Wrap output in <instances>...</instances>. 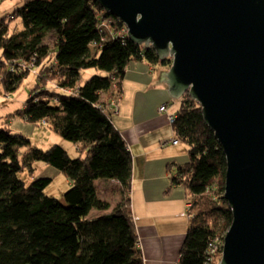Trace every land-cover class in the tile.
I'll return each instance as SVG.
<instances>
[{"label":"trees","instance_id":"obj_1","mask_svg":"<svg viewBox=\"0 0 264 264\" xmlns=\"http://www.w3.org/2000/svg\"><path fill=\"white\" fill-rule=\"evenodd\" d=\"M113 17L97 0H25L0 18L5 90L15 92L31 66L37 68L36 87L16 116L46 123L82 154L73 159L58 145L38 149L23 134L0 127V264H145L131 206L133 156L113 124L111 107L122 96L131 64L146 61L170 70L172 58L161 60L153 48L134 44L127 34L112 38L109 31L101 32L102 18L112 28L124 27ZM14 20L21 31L12 27ZM51 33L53 46L45 41ZM92 69L104 75L79 84L82 71ZM181 102L173 129L176 140L188 144L189 161L172 182L184 188L191 208L179 264H206L210 245L217 239L223 244L233 222L224 198L227 159L200 104L188 94ZM40 161L70 180L65 205L45 195L52 179L34 178L27 186L19 177L24 172L33 177ZM98 180L120 185L115 208L98 196ZM93 211L103 214L90 218ZM221 253L210 264H219Z\"/></svg>","mask_w":264,"mask_h":264},{"label":"water","instance_id":"obj_2","mask_svg":"<svg viewBox=\"0 0 264 264\" xmlns=\"http://www.w3.org/2000/svg\"><path fill=\"white\" fill-rule=\"evenodd\" d=\"M134 44L172 58L171 99L189 95L227 159L233 222L219 264H264V0H97Z\"/></svg>","mask_w":264,"mask_h":264},{"label":"crops","instance_id":"obj_3","mask_svg":"<svg viewBox=\"0 0 264 264\" xmlns=\"http://www.w3.org/2000/svg\"><path fill=\"white\" fill-rule=\"evenodd\" d=\"M168 71L146 61L131 64L122 82L118 109L115 112L111 107L110 115L133 156L131 206L145 264H179L180 248L187 233L184 230V214L189 205L187 193L184 188L174 185L172 179L178 168L189 160L182 162L180 144H173L177 136L169 124L168 115L175 113H159L161 106L171 101L163 81ZM166 144L176 152L172 150L167 154ZM96 187L98 196L110 202L112 209L121 202L117 182L102 181ZM100 188L119 196L111 202L100 195ZM98 214L103 213L99 211Z\"/></svg>","mask_w":264,"mask_h":264},{"label":"rangeland","instance_id":"obj_4","mask_svg":"<svg viewBox=\"0 0 264 264\" xmlns=\"http://www.w3.org/2000/svg\"><path fill=\"white\" fill-rule=\"evenodd\" d=\"M25 0H0V18L7 17L11 15V13H14L17 9L21 8L24 4ZM19 20H14L12 22V27L17 28V31L22 30V26L19 23ZM55 35L53 33L49 34L46 38L47 44L50 46H53V43L55 42ZM2 57V54L0 53V58ZM158 66H156L157 68ZM104 75L103 72H100L98 70L92 69V70H84L82 71L81 78L79 80V84L85 83L87 80H90L93 78L94 75ZM157 74V73H156ZM158 77V75H155ZM37 80L36 75L33 73V71H30L29 76L24 80V82L19 86L15 92L8 93L5 88L2 85V81L0 79V127L5 128L8 126L9 129H11L14 133L23 134L27 139L30 140V143L33 147H36L38 149L42 150H49L52 146L58 145L60 147H63L67 152H69V155L71 158H78L81 156V152L78 151L76 145L74 143H71L69 141H66L65 139L61 138L57 133L51 130V128L45 126L42 123L37 124H31L26 123L21 118L16 116V113L21 110L26 101L29 99L33 89L36 87ZM169 103V113L173 114L178 112L182 108L181 100L179 101H168ZM169 116V115H168ZM179 153L180 158L183 162H186V160H189L188 155V144L185 142H179ZM170 145H165L164 148H166V153L170 154L173 149L169 148ZM173 148V147H171ZM176 152V150H173ZM23 153L25 150L22 151ZM35 173L33 177L28 174V172H24L19 174V177L25 182L27 186L32 183L34 178H50L52 179V183L45 189L44 193L46 196L50 198H56L58 199L62 204L65 205V198L64 194L68 192L71 188V182L67 178L66 175L62 174L60 171H58L53 166H50L42 161L36 162L35 164ZM102 180L97 181L96 185H98ZM100 195L109 199L111 202L113 199L116 200V198L119 196L116 192H107L100 188ZM108 200V201H109ZM114 201V200H113ZM189 206V205H188ZM191 207H188V210L185 211L186 215V226H184V230L187 232V228H189V222H190V216L188 217L187 212L190 210ZM98 211H93L90 214V218L97 217Z\"/></svg>","mask_w":264,"mask_h":264},{"label":"built area","instance_id":"obj_5","mask_svg":"<svg viewBox=\"0 0 264 264\" xmlns=\"http://www.w3.org/2000/svg\"><path fill=\"white\" fill-rule=\"evenodd\" d=\"M114 18V17H113ZM115 20V19H114ZM119 21V20H118ZM115 21H113L112 23L114 24ZM117 22V21H116ZM110 21L108 19H105V18H102L100 20V24H99V30L101 32H104V31H109L110 33V36L113 38V37H116V36H125V34H127V37H128V28L127 26L123 25L124 27L122 29L119 30L118 27H111L110 26ZM31 69L33 71L34 74H36V71H37V68L34 67V65L31 66ZM116 89V86L114 87ZM174 101L173 99H171V102ZM112 109L116 112L117 109H118V105H117V101L116 102H112ZM169 111V104H166V105H163L161 106V108L159 109V113L160 114H163V113H167ZM178 117V114H173V115H169L168 116V121H169V124L173 126V124L175 123L176 119ZM45 126L48 127V125L46 123H44ZM179 142L177 140H174L173 144L177 145ZM188 207H191V204H189ZM224 243L222 244V242L220 240H215L212 245H210V249L209 251L207 252V255L209 256V260L206 264H210V263H213L214 261V257L216 255H219L220 254V251L222 250V253H223V247ZM221 253V255H222Z\"/></svg>","mask_w":264,"mask_h":264}]
</instances>
